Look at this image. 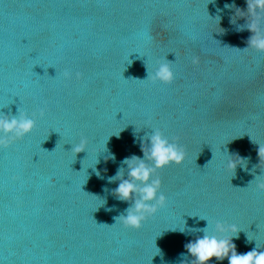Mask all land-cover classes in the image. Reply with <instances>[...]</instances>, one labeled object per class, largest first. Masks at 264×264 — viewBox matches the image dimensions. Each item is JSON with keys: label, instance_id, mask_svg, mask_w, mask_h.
Returning <instances> with one entry per match:
<instances>
[{"label": "water", "instance_id": "95a60500", "mask_svg": "<svg viewBox=\"0 0 264 264\" xmlns=\"http://www.w3.org/2000/svg\"><path fill=\"white\" fill-rule=\"evenodd\" d=\"M237 8L247 0H0V119L35 123L0 131L13 141L0 147V264H192L185 245L205 229L264 251V52L245 50ZM164 62L174 82L152 83ZM157 131L186 158L152 173L166 206L125 228L135 197L110 178L129 179L132 156L154 167L141 148Z\"/></svg>", "mask_w": 264, "mask_h": 264}, {"label": "clouds", "instance_id": "9594fccd", "mask_svg": "<svg viewBox=\"0 0 264 264\" xmlns=\"http://www.w3.org/2000/svg\"><path fill=\"white\" fill-rule=\"evenodd\" d=\"M225 8H234L235 5L225 4ZM236 15L243 17L248 16V30L251 31L252 36L248 41V47L245 49H253L258 52H264V0H247V13L236 9ZM192 64L199 66L201 61L198 56L192 57ZM65 78L70 79L71 73L65 72ZM77 79H80V74L77 73ZM152 83L159 81L163 84L170 85L175 80V74L169 62H164L160 65L159 70L154 76H149ZM44 115L43 110L40 112ZM35 123L32 119L21 118L11 120L5 118L0 119V131L5 133L15 132L16 138H22L29 134ZM178 140V138H177ZM11 142L8 139H0V147H7ZM151 149L146 150L143 147L141 151L144 157L154 161V167H148L141 157L132 156L125 159L124 163L128 165L129 179H123L121 173H117L115 178L120 179L118 187L115 189V195L122 201L134 200V208L129 210L127 215L119 217L118 221L129 229L139 230L144 221L149 217L155 215L159 209L167 204V198L160 193L162 187L161 179L157 178L149 183L152 173L155 169H164L172 164L181 165L185 158L186 152L178 142H169L162 134L157 131L150 137ZM87 147V140L81 139L80 143L74 147L75 153L85 151ZM45 150V149H44ZM47 151V150H45ZM260 161H264V145H259ZM243 160H241L242 162ZM237 161L230 160L228 168L235 170ZM99 176V172H97ZM256 187L264 192V180H259ZM143 184L139 187L137 183ZM158 193H160L158 195ZM216 230L219 233L232 232L236 234L239 230L235 225L225 227L222 223L216 224ZM202 238H197L194 242L185 245L187 252L193 257L192 264H209L215 258L217 261L228 259L229 264H264V251H257L255 248L246 254H237L236 245L232 243V237H220L217 235H209L207 230H203Z\"/></svg>", "mask_w": 264, "mask_h": 264}]
</instances>
